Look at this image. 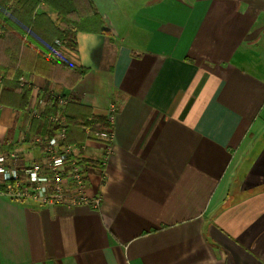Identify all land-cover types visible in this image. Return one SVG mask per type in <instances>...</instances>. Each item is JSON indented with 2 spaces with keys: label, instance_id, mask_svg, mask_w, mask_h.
<instances>
[{
  "label": "crops",
  "instance_id": "1",
  "mask_svg": "<svg viewBox=\"0 0 264 264\" xmlns=\"http://www.w3.org/2000/svg\"><path fill=\"white\" fill-rule=\"evenodd\" d=\"M93 1L113 35L77 33L68 61L88 72L60 94L112 121L76 151L100 205L0 195V264H264V0ZM20 49L0 44V64L34 66ZM22 75L30 103L0 101V150L39 160L30 126L55 82Z\"/></svg>",
  "mask_w": 264,
  "mask_h": 264
},
{
  "label": "trees",
  "instance_id": "2",
  "mask_svg": "<svg viewBox=\"0 0 264 264\" xmlns=\"http://www.w3.org/2000/svg\"><path fill=\"white\" fill-rule=\"evenodd\" d=\"M46 4L54 9L58 18L54 22L47 15L37 13V8ZM80 31L103 35H113V31L99 12L93 0H0V44L5 53L17 57L21 52L23 36L33 46L35 63L32 67L4 66L0 64L3 89L0 101L18 109H25L31 99V88L21 86L19 78L25 70L40 72L55 82V91L62 93V87H70L82 78L88 69L74 66L70 61H54L44 56L59 39L66 46L77 50L76 36ZM15 43V44H14ZM14 68L12 78L8 71ZM6 94H8L6 96ZM64 95V94H63ZM12 97V98H11ZM70 103L60 109L58 101L49 96L39 118H33L30 132L36 135H54L56 126L49 120L51 115L60 113L67 120L68 143L81 146L86 140V130L109 136L113 134V124L109 117L96 115L85 104L69 97Z\"/></svg>",
  "mask_w": 264,
  "mask_h": 264
},
{
  "label": "built area",
  "instance_id": "3",
  "mask_svg": "<svg viewBox=\"0 0 264 264\" xmlns=\"http://www.w3.org/2000/svg\"><path fill=\"white\" fill-rule=\"evenodd\" d=\"M56 45L44 56L49 60L65 61L71 59L75 50L59 39ZM21 85H31L25 76L19 78ZM49 96L58 101L60 109L69 103V97L57 92ZM39 114V111L37 112ZM49 120L56 126L54 135H34L33 143L40 152L39 160L26 162L23 153L17 150H0V195L18 201H31L40 205H76L89 204L98 207L101 197L88 193L91 184L89 169L91 164L79 157L76 144L67 142V120L57 113ZM109 140L107 134H102ZM59 161V163H57ZM15 171L16 175H11ZM35 175L36 179L33 180ZM45 188L43 198L39 190Z\"/></svg>",
  "mask_w": 264,
  "mask_h": 264
},
{
  "label": "rangeland",
  "instance_id": "4",
  "mask_svg": "<svg viewBox=\"0 0 264 264\" xmlns=\"http://www.w3.org/2000/svg\"><path fill=\"white\" fill-rule=\"evenodd\" d=\"M146 0H136V1H130V0H118L119 4L125 5V4H129V5H134V6H140L141 4H143ZM118 18V17H117ZM31 161V160H30ZM27 161L26 162H30Z\"/></svg>",
  "mask_w": 264,
  "mask_h": 264
},
{
  "label": "clouds",
  "instance_id": "5",
  "mask_svg": "<svg viewBox=\"0 0 264 264\" xmlns=\"http://www.w3.org/2000/svg\"><path fill=\"white\" fill-rule=\"evenodd\" d=\"M0 162H2V158H0ZM57 163H59V161H57ZM3 171H4L3 169H0V172H3ZM11 175H16L15 171H13V172L11 173ZM35 179H36V177H35V175H34V176H33V180H35ZM45 191H46L45 188H41V189L39 190L41 198H43V195H44V192H45Z\"/></svg>",
  "mask_w": 264,
  "mask_h": 264
}]
</instances>
